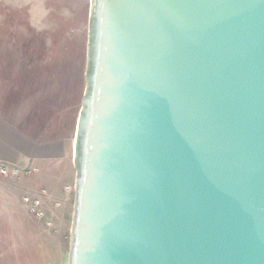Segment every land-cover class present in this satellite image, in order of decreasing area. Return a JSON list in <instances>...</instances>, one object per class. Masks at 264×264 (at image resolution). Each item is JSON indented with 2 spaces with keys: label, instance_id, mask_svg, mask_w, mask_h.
<instances>
[{
  "label": "water",
  "instance_id": "water-1",
  "mask_svg": "<svg viewBox=\"0 0 264 264\" xmlns=\"http://www.w3.org/2000/svg\"><path fill=\"white\" fill-rule=\"evenodd\" d=\"M68 264H264V0H91Z\"/></svg>",
  "mask_w": 264,
  "mask_h": 264
},
{
  "label": "rangeland",
  "instance_id": "rangeland-1",
  "mask_svg": "<svg viewBox=\"0 0 264 264\" xmlns=\"http://www.w3.org/2000/svg\"><path fill=\"white\" fill-rule=\"evenodd\" d=\"M90 3L0 0V115L37 144L65 148L63 164L57 156L7 161L21 171L0 176V264H68L72 205L61 182L74 167ZM38 201L42 220L29 214Z\"/></svg>",
  "mask_w": 264,
  "mask_h": 264
},
{
  "label": "crops",
  "instance_id": "crops-1",
  "mask_svg": "<svg viewBox=\"0 0 264 264\" xmlns=\"http://www.w3.org/2000/svg\"><path fill=\"white\" fill-rule=\"evenodd\" d=\"M64 149V145L60 143L37 144L15 128L5 117L0 115V161L18 162L22 160L28 165L33 163L34 160L37 163V158L46 160L47 158L57 156L60 157L58 160L63 164L65 161ZM66 170L68 171L70 180L66 183H64V179L62 180L61 191L64 193V186L68 188L64 200L67 207L72 205L73 217L76 171L74 167H66ZM72 181L73 186H71Z\"/></svg>",
  "mask_w": 264,
  "mask_h": 264
},
{
  "label": "built area",
  "instance_id": "built-area-1",
  "mask_svg": "<svg viewBox=\"0 0 264 264\" xmlns=\"http://www.w3.org/2000/svg\"><path fill=\"white\" fill-rule=\"evenodd\" d=\"M20 171L19 165L0 161V176L4 178L18 176ZM40 206L41 201L36 202L35 207H33L31 213H29L37 220H42L45 217V213L39 209Z\"/></svg>",
  "mask_w": 264,
  "mask_h": 264
}]
</instances>
